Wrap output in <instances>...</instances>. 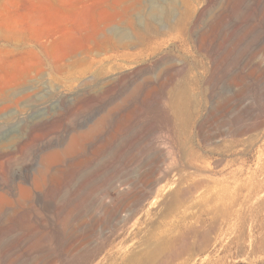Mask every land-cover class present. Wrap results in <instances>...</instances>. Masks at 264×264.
Segmentation results:
<instances>
[{
    "label": "rangeland",
    "instance_id": "rangeland-1",
    "mask_svg": "<svg viewBox=\"0 0 264 264\" xmlns=\"http://www.w3.org/2000/svg\"><path fill=\"white\" fill-rule=\"evenodd\" d=\"M262 39L264 0H0V264H264Z\"/></svg>",
    "mask_w": 264,
    "mask_h": 264
},
{
    "label": "bare ground",
    "instance_id": "bare-ground-1",
    "mask_svg": "<svg viewBox=\"0 0 264 264\" xmlns=\"http://www.w3.org/2000/svg\"><path fill=\"white\" fill-rule=\"evenodd\" d=\"M231 1V0H230ZM152 5V4H151ZM170 5H168V7H169ZM173 7V6H172ZM133 8V7H132ZM160 9V8H159ZM172 10V9H171ZM208 10H210V9H208ZM119 11V10H118ZM170 12V11H169ZM204 12V11H203ZM162 13V12H161ZM171 13H172V11H171ZM138 14V13H137ZM159 15H160V13H159ZM168 15H169V13H168ZM175 15V14H174ZM157 15H152V17L151 18H149L147 21H145L144 22V25H142V26H134V34L136 35V39L135 40H130V39H127V37L125 36V34L124 33H122V32H120V33H117V34H120V38L118 39V41L116 42L114 39H115V37L113 38V41H112V39H111V37L108 35H105L104 36V39L101 41V43L102 44H106L107 46H110V45H114L115 43H117L118 45H120V47H124V48H127V47H131V46H135V45H149L153 40H152V35H151V33L152 32H155V33H157V34H162V32H163V29H160L159 28V25H158V22H159V20L157 19V17H156ZM149 17V16H148ZM160 17V16H159ZM179 17V16H178ZM140 18V17H139ZM161 18V17H160ZM175 22H172L171 21V23H175V24H173V25H177V27H180L181 28V30H186L187 29V26H186V21H185V18L183 19H178V20H174ZM140 23V22H139ZM142 23V22H141ZM80 24V23H79ZM104 24V23H103ZM102 24V25H103ZM164 26V25H163ZM194 27H196V25H194ZM174 28V27H173ZM56 30V29H55ZM61 30V29H60ZM93 30V29H92ZM164 30H167V29H165L164 28ZM174 30V29H173ZM195 30V29H194ZM117 31V30H116ZM55 33V32H54ZM101 33V32H100ZM126 33V32H125ZM194 33V32H193ZM245 35V34H244ZM246 36V35H245ZM249 37V36H248ZM244 38V37H243ZM247 37H245V39H246ZM196 39L198 40V36H196ZM201 39V38H200ZM242 39V38H241ZM89 42V41H88ZM119 42V43H118ZM54 43V42H53ZM97 45V44H96ZM95 45V46H96ZM244 45L245 46H248V45H250V39H248L246 42H244ZM100 47V46H99ZM96 49H97V47H96ZM95 49V50H96ZM102 49V48H101ZM82 50V49H81ZM203 50V49H202ZM256 50L258 51V52H261V53H264V41H263V39L262 40H260V42L259 43H257L256 44ZM78 51H80V50H78ZM88 51H89V49H88ZM97 51V50H96ZM95 51V52H96ZM98 52H100L99 50H98ZM219 51H218V49H216L215 50V53L214 54H216V57H214L213 58V60L212 61H214L213 62V64H214V67H216V66H218L219 64H220V59H222V58H220V53H218ZM101 53V52H100ZM75 53H73V55H74ZM97 54V53H96ZM99 54V53H98ZM140 53L139 52H136V53H129V52H122V55H124V56H138ZM210 56V55H209ZM215 56V55H214ZM262 56V55H261ZM260 56V57H261ZM83 59V58H82ZM161 59V58H160ZM167 60V59H166ZM79 61H80V59H79ZM78 61V62H79ZM175 61H176V59H175ZM179 61V60H178ZM177 61V62H178ZM163 62V61H162ZM166 62V61H165ZM222 62V61H221ZM172 65H174V64H172ZM62 66V65H61ZM180 68V67H179ZM70 69V68H69ZM181 69V68H180ZM179 69V70H180ZM148 70V69H147ZM177 70V69H176ZM182 70V69H181ZM135 71V70H134ZM141 72V71H140ZM174 72V71H173ZM179 72V71H178ZM182 72V71H181ZM175 73V72H174ZM102 74H103V68L101 67V68H99L98 70H95L94 71V78H97V77H99V76H102ZM148 75V74H147ZM221 75V74H220ZM93 76V75H92ZM124 77V76H123ZM145 77V76H144ZM174 77V76H173ZM218 77V76H217ZM91 78V77H90ZM165 78V77H164ZM222 78V77H221ZM122 79V78H121ZM111 80V79H110ZM114 80V79H113ZM215 82V81H214ZM108 83V82H107ZM123 83V82H122ZM121 83V84H122ZM148 83H150V82H148ZM64 84V83H63ZM102 85V84H101ZM103 86V85H102ZM108 86H110V84L108 85ZM169 86V85H168ZM216 86V85H215ZM214 86V87H215ZM221 86V85H220ZM171 87V86H170ZM212 87V86H211ZM106 87H104L103 89H105ZM17 89V88H16ZM102 89V88H101ZM33 90V89H32ZM171 90V89H170ZM96 92H98V91H96ZM28 93V92H27ZM213 93V92H212ZM40 94V93H39ZM188 94V90L187 89H185V88H182V89H180L179 90V92H177V96H178V98L179 97H182V96H184V95H187ZM36 95V94H35ZM218 97V96H217ZM222 97V96H221ZM223 101V100H222ZM224 103V102H223ZM3 106V105H2ZM168 106V105H167ZM243 113H245V112H247L248 110L246 109V108H243L242 110H241ZM215 118V117H214ZM92 123V122H91ZM90 123H88V125H89ZM91 125H93V124H90V126H87L89 129L92 127ZM94 126V125H93ZM86 127V126H85ZM86 127V128H87ZM87 128V129H88ZM86 129V130H87ZM88 129V130H89ZM91 129H93V128H91ZM83 130V129H82ZM79 132V131H78ZM222 132V131H221ZM73 135L71 134V136L70 137H72ZM70 137H69V139H70ZM73 139V138H72ZM180 142V141H179ZM71 144V143H70ZM53 146V145H52ZM52 148V147H51ZM187 148V147H186ZM60 149H61V147H60ZM180 150V149H179ZM48 151V150H47ZM52 151V150H51ZM46 152V151H45ZM160 152V151H159ZM176 159V158H175ZM174 162V161H173ZM177 162V161H176ZM23 170V169H22ZM24 173H25V171H24ZM23 174V173H22ZM26 175V174H25ZM33 175H35V174H33ZM22 177H24V176H22ZM34 181V180H33ZM24 182V181H23ZM198 182V181H197ZM202 183V182H201ZM19 184V183H18ZM202 186V185H201ZM152 187V186H151ZM19 188V187H18ZM192 188V187H191ZM6 190H8V189H6ZM194 190V189H193ZM1 192V191H0ZM8 192V191H7ZM184 192H186V191H184ZM2 193V192H1ZM0 193V194H1ZM190 193V192H189ZM187 194V193H186ZM185 194V195H186ZM3 196V195H2ZM151 202H149V204H150ZM167 211V210H166ZM165 216V215H164ZM204 235H202V237H203ZM166 242V241H165ZM171 243H173V242H171ZM242 246H240V248H241ZM241 250H243V249H241ZM240 253V252H239ZM242 253H244V251L242 252ZM241 256V255H240ZM243 256V255H242Z\"/></svg>",
    "mask_w": 264,
    "mask_h": 264
}]
</instances>
